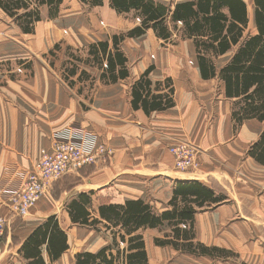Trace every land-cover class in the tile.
<instances>
[{
    "label": "crops",
    "instance_id": "crops-1",
    "mask_svg": "<svg viewBox=\"0 0 264 264\" xmlns=\"http://www.w3.org/2000/svg\"><path fill=\"white\" fill-rule=\"evenodd\" d=\"M182 1L187 0H170L166 5L173 7ZM242 1L246 12L242 37L248 38L257 34L255 5L254 0ZM60 4L54 19L47 6L40 7V20L32 33H23L13 24L19 33L0 42V186L19 183L14 172L31 169L55 133L73 134L77 142L101 144L109 152L51 182L28 215L11 219L1 240L0 264H32L34 258L24 255L22 245L49 217L56 219L65 235L66 248L53 257L46 244H41L43 264H77L78 253H96L109 246L113 253L127 248L128 237L135 234L142 237L148 264H264V163L249 153L264 122L233 119L235 98L224 95L217 76L201 77L193 40L181 38L177 31L162 39L149 28L138 37L123 39L119 50L126 57L127 77L105 82L97 67L79 61L77 65L85 71L96 72V80L87 85L76 78L75 85H69L62 80V68L47 59L50 50L56 53L51 49L55 44L61 41L86 47V55L88 44L110 41L113 34L126 32L140 20L133 10L116 12L110 0L95 6L81 0H72L70 5L62 0ZM158 44L170 47L159 48ZM235 51L232 45L223 54L212 56L217 71ZM79 57L84 59L83 54ZM145 72L152 92L166 93L164 80L170 79L171 106L149 111L133 107L132 85ZM158 82L161 85L156 90ZM77 86L79 97L72 90ZM80 87L90 91L84 95ZM178 140L198 147L196 164L189 172L176 170L168 150ZM72 175L77 181L64 190L58 205L50 193L52 187ZM189 180L222 198L194 212L193 241L213 248L207 255L157 246L154 238L159 236L147 234L156 228L140 227L125 234L120 225L112 226L99 213L101 206L142 200L160 214L170 208L168 201L177 183ZM79 194L88 196V222L97 218L98 224L72 220L69 204ZM0 213L8 216L7 208L1 206ZM120 233L125 235L123 241Z\"/></svg>",
    "mask_w": 264,
    "mask_h": 264
},
{
    "label": "trees",
    "instance_id": "trees-1",
    "mask_svg": "<svg viewBox=\"0 0 264 264\" xmlns=\"http://www.w3.org/2000/svg\"><path fill=\"white\" fill-rule=\"evenodd\" d=\"M62 0H0V8L16 23L23 33H32L40 20V7L47 6L49 17H55ZM90 6L100 5L102 0H81ZM111 7L119 13L133 10L140 22L124 33L113 34L110 41L89 44L86 58L69 53L70 65L77 62L97 67L100 78L105 82H116L127 77L126 57L120 51V42L126 37H138L151 28L157 37L168 39L173 31L182 37L191 38L197 51V63L204 79L217 76L224 89V95L235 98L232 117L236 122L255 118L264 122V0H254V22L257 34L243 38L246 26L245 4L242 0H187L175 3L173 7L156 0H110ZM180 25V26H179ZM234 45L236 51L217 71L214 58ZM60 46L55 44L53 49ZM53 51L50 50V54ZM214 54V55H212ZM213 56V57H212ZM64 66V64H63ZM67 69V70H66ZM76 68H63L65 81L76 75ZM90 74L81 70L77 80ZM147 72L134 82L131 88L133 107L145 111L164 109L173 104V87L170 79L164 80L166 93L152 92ZM68 81V80H67ZM72 81V85H73ZM68 84L70 82L68 81ZM160 82L155 86L159 90ZM249 153L264 163V129L254 142ZM88 196L79 194L69 204V212L74 222L98 224V219L87 220L85 204ZM211 190L196 180L180 181L168 201L169 209L160 214L152 205L142 200H130L124 205H106L99 208L102 218L112 226L120 225L125 234L140 227L168 228L166 238L155 237L157 246H171L177 251L196 255H207L213 249L193 241L192 222L195 209L221 201ZM119 230H117L118 232ZM113 232V231H112ZM113 232V233H117ZM123 241L124 234H118ZM66 238L54 217H49L24 241L22 251L32 264H43L38 247L46 244V250L53 257L66 248ZM127 248L105 247L96 253L84 252L76 255L77 264H148L142 237L138 234L128 237Z\"/></svg>",
    "mask_w": 264,
    "mask_h": 264
},
{
    "label": "built area",
    "instance_id": "built-area-1",
    "mask_svg": "<svg viewBox=\"0 0 264 264\" xmlns=\"http://www.w3.org/2000/svg\"><path fill=\"white\" fill-rule=\"evenodd\" d=\"M51 144L40 152V156L31 169L14 172L19 183L0 186V207L5 206L8 216L0 213L1 240L9 222L14 217H25L31 207L46 191L51 182L64 174L82 169L93 164L109 152L103 145L82 144L72 136L56 134ZM174 159L176 170L189 172L196 164L195 155L198 147L187 140H178L168 146ZM10 179L7 178L6 182Z\"/></svg>",
    "mask_w": 264,
    "mask_h": 264
},
{
    "label": "rangeland",
    "instance_id": "rangeland-1",
    "mask_svg": "<svg viewBox=\"0 0 264 264\" xmlns=\"http://www.w3.org/2000/svg\"><path fill=\"white\" fill-rule=\"evenodd\" d=\"M162 1H166V3L165 4H169L170 2V0L168 1V0H162ZM169 2V3H168ZM66 4L67 5H70V4H72V0H66ZM61 8V4H60V6H59V10H58V12H57V15L59 14V12H60V9ZM56 15V16H57ZM55 16V17H56ZM55 17H50V19H54ZM16 25V27H18V29L20 30V28H19V26L16 24V23H14L13 22V20L12 19H10L8 16H6L5 14H3L2 12H1V10H0V42H3V41H5L6 39H10V40H12L11 38H13V36H14V34H17V33H19V30L18 29H16L15 28V26L14 25ZM65 31V30H64ZM122 33V32H121ZM60 47L58 48V49H55L56 50V53H52V54H50V56H49V58L47 57V59L50 61V63H53V61L55 62V64H56V67H57V69H58V67L61 69H63L64 67L65 68H71V67H74V68H76L77 70H76V75L74 76V77H71V78H69V79H67L69 82H70V84L69 85H71L72 84V81H75L76 80V78H78V75H80V72H81V70H85V69H82V68H84L83 66H75V65H70V62H72V57L71 56H68V54L69 53H72V54H75V55H82L83 54V56H84V58H86L87 56L86 55H84V53H85V51H84V49L86 48V47H73V46H70V45H65V44H63L61 41L59 42V43H57ZM88 46H89V44H88ZM159 48H161V47H165V48H169L170 46L169 45H165V46H162L161 44H158L157 45ZM54 48V46L51 48V49H53ZM60 49V50H59ZM79 49H81V51H79ZM86 56V57H85ZM6 64V63H5ZM63 64H64V66H63ZM90 66V65H89ZM61 69V70H62ZM67 70V69H66ZM88 73H90V74H93V75H91V77L89 78V79H87L85 76H83L82 75V77L81 78H84L82 81L81 80H78L79 82H82L83 84H87V85H90L92 82H94L95 80H96V77H94L93 78V76H96V72L95 71H92V72H90L89 70L87 71ZM95 72V73H94ZM58 73V72H57ZM61 74V76H62V80L64 79V77H63V75H62V73H60ZM59 75V74H58ZM12 76V75H11ZM77 83L76 82V84L77 85H82L81 83ZM73 83H75V82H73ZM75 85V84H74ZM73 85V86H74ZM87 87V86H86ZM84 88V87H80V88H82V89H84V95H85V93H87V91L89 92L90 90L89 89H87V88ZM78 88V86L77 87H75V88H73L72 90H73V92L75 93V95L77 96V97H79L80 96V94L77 92V89ZM75 129H77L78 128V126H76V124H75V126H73ZM55 133V132H54ZM56 134H60V133H55V135ZM55 135H53L52 137H55V138H58V137H56ZM66 135V134H65ZM66 136H69V135H66ZM72 137H74V135L72 134ZM50 144H51V142H50ZM50 146V145H49ZM48 146V147H49ZM48 147H46V148H48ZM42 149H44V148H42ZM41 149V150H42ZM41 150H40V152H41ZM40 156V155H39ZM77 176H75V175H72V176H68V177H64V178H62L61 180H59L58 182H56V184L52 187V190H51V195H52V197L56 200V202H57V204L59 205V200H60V198H61V196H63V192H64V190L65 189H67V188H69L72 184H74L76 181H77ZM56 208V210L58 209V207H55ZM15 218H17V217H15ZM20 218V217H19ZM167 232H170V229H166V228H164V229H162V230H158L157 228L155 229V230H152V232L151 233H147L148 234V236L149 237H152V236H159L160 238H166V234H167Z\"/></svg>",
    "mask_w": 264,
    "mask_h": 264
},
{
    "label": "bare ground",
    "instance_id": "bare-ground-1",
    "mask_svg": "<svg viewBox=\"0 0 264 264\" xmlns=\"http://www.w3.org/2000/svg\"><path fill=\"white\" fill-rule=\"evenodd\" d=\"M36 202H37V201H36ZM36 202H35V203H36ZM35 203H34V205H35ZM31 208H32V207H31ZM31 208H30V209H31ZM29 211H30V210H29Z\"/></svg>",
    "mask_w": 264,
    "mask_h": 264
}]
</instances>
